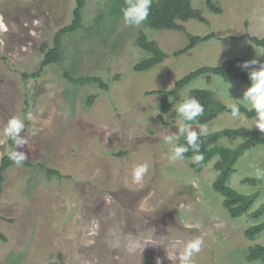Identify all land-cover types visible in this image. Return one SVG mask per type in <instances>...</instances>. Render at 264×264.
<instances>
[{
	"label": "rangeland",
	"instance_id": "rangeland-1",
	"mask_svg": "<svg viewBox=\"0 0 264 264\" xmlns=\"http://www.w3.org/2000/svg\"><path fill=\"white\" fill-rule=\"evenodd\" d=\"M105 1H87L84 26L64 36V61L34 77L44 57L42 44L53 46L56 32L72 21L76 0H0V159L12 146L3 134L7 121L28 111L35 117L25 121L30 147L17 148L32 165H13L5 174L0 232L6 239L0 237V264H156L157 258L178 264L175 257L197 236L204 246L194 264H262L249 261L247 253L250 245L264 244V230L253 241L245 231L264 222V215L232 218L212 187L214 160L197 172L192 158L171 161L174 145L163 140L165 134L178 135L185 124L175 109L191 89L210 88L226 103H239L246 84L204 73L181 90L165 114L169 126L158 118L160 96L151 92L171 89L200 66L235 57L247 61L264 51L241 39L246 32L264 36V0H217L220 14L210 11L206 0H193L210 24L180 23L190 33L216 36L178 55L174 52L188 43L184 32L150 31L144 23L125 24L123 17L106 40L90 37L88 29ZM141 29L169 56L140 72L134 65L147 55L136 44ZM64 68L73 75L100 76L110 88L76 86L64 77ZM91 94L98 96L88 107ZM243 117L241 123L222 112L200 126L205 134L241 126L258 130L255 118ZM239 141L223 137L220 142L234 146ZM39 162L58 170L60 177L48 176ZM143 163L149 172L135 183L133 169ZM257 168L264 169V145L247 151L230 179L240 192L260 191L252 209L264 202V180L253 185L244 179L256 178Z\"/></svg>",
	"mask_w": 264,
	"mask_h": 264
},
{
	"label": "trees",
	"instance_id": "trees-1",
	"mask_svg": "<svg viewBox=\"0 0 264 264\" xmlns=\"http://www.w3.org/2000/svg\"><path fill=\"white\" fill-rule=\"evenodd\" d=\"M88 0H76L73 10V19L70 23L61 27L53 38V46H49L48 43L42 44L41 50L43 52V60L41 61L40 68L31 76L39 77L49 65L60 64L64 61V36L78 32L84 25V9ZM207 7L210 11L216 14L223 12L222 7L218 4L217 0H206ZM126 0H106L104 8L99 12L96 24L88 29V35L94 39L106 40V33L112 31L115 27V23L123 17V9L126 7ZM190 19H194L203 22L207 25L210 24L209 19L204 15L203 10L196 7L193 0H153L151 11L148 19L144 22V25L154 30H178L187 35L188 43L182 50L175 51V54L185 53L196 47L199 43L210 40L215 37V33L211 32L206 35H196L186 30V27L180 22H186ZM109 21V22H108ZM236 37V36H233ZM248 38L255 45L261 47L264 50V36H254L249 33H245L241 36V39ZM239 39V37H236ZM136 44L147 55L134 65L135 71H146L154 66L162 63L169 53L161 48L158 41L154 38H150L148 33L141 29L136 37ZM246 61L244 57L227 58L221 61L217 65L200 66L178 80L175 81L174 86L171 89H159L151 93H156L160 96V113L158 118L164 121V124L169 126L164 118L165 114L171 111L175 107L177 98L181 90L190 84L192 81L203 75L204 73H210L217 75L225 82H232L233 80L241 81L248 87L251 83L248 78L247 71L242 70L237 65ZM64 77L76 86L84 85H97L102 90H109L110 84L102 77L96 75H80L77 73L73 75L69 68H64ZM25 77L29 76L24 74ZM98 94H91L87 99V106L90 107L96 100ZM196 98L204 106V114L199 117L200 125H205L215 120L222 112L230 111L226 109V102L219 97L215 90L210 88H193L189 91L188 96L185 98ZM29 101L27 100L26 111L28 110ZM241 113L246 117L255 118L254 111H248L246 107L241 106ZM179 116V114H177ZM180 117V116H179ZM181 118V117H180ZM185 123V121H183ZM228 137L232 139L239 138L240 141L234 145L221 144V139ZM201 149L200 152L204 156V161L201 164L191 163V167L201 172L204 167L214 160L213 167L217 172V176L212 184L213 189L220 193L223 197V206L232 218H238L241 216H248L251 219H258L264 215V202L259 204L255 209L253 205L260 197V191L256 190L251 193H244L237 190L230 184V179L236 170V164L243 157L247 151L257 146L264 145V133L260 131L241 126L237 128H224L203 134L200 137ZM11 144L12 141L10 140ZM186 143L183 136L180 137L177 144ZM14 145L12 144L11 148ZM122 155L123 153H119ZM195 155L192 151L185 154V158H192ZM24 164L32 165L30 160H25ZM14 164L7 158L5 154L0 159V196L3 193V185L5 181V174L7 170ZM41 168H46L48 176L56 174L60 177V172L56 169L46 167L44 163L39 162ZM244 182H249L253 185H258L260 179L246 177ZM264 230V222L257 223L249 226L245 234L251 241L255 239L258 234ZM0 237L6 239L2 232ZM247 259L249 261H260L264 264V244L255 243L249 246Z\"/></svg>",
	"mask_w": 264,
	"mask_h": 264
},
{
	"label": "clouds",
	"instance_id": "clouds-1",
	"mask_svg": "<svg viewBox=\"0 0 264 264\" xmlns=\"http://www.w3.org/2000/svg\"><path fill=\"white\" fill-rule=\"evenodd\" d=\"M152 3L153 0H126L127 6L123 9L125 24L136 27L141 26L150 15ZM262 57H264V51L257 50L255 58L237 65L242 70L247 71L251 83L243 91V96L240 98L239 103H226L225 107L230 111L231 117L234 120H239L241 123L244 122L241 106L246 107L248 111H254L255 121L253 127L264 133V59ZM175 110L181 119L185 121V124L179 126L178 135L165 134L163 136V140L167 144L174 145L170 150L169 159L171 161L182 160L185 158L186 153L192 151L195 153L192 157V162L201 164L204 161V156L200 152L202 143L200 137L205 134L206 129L200 126L198 118L203 116L205 111L204 106L198 99L192 97L183 99ZM25 121H35L34 114L31 111H28L23 118L13 116L7 121L3 129L4 136L8 137L14 145L13 148L5 151V155L17 167H21L28 158L26 152L17 150L18 147L29 146ZM181 136L185 138L186 143L175 144L174 142L178 141ZM148 172L149 165L147 163L137 165L133 169V181L141 183ZM256 178L264 180V169H256ZM203 246V237L197 236L184 245L182 251H180L175 259L178 261V264H194L193 257L202 251ZM168 258L173 259L170 256ZM156 264H162L160 258H157Z\"/></svg>",
	"mask_w": 264,
	"mask_h": 264
}]
</instances>
